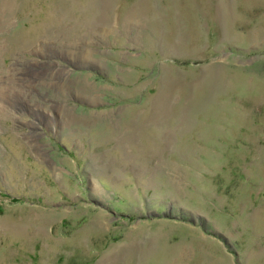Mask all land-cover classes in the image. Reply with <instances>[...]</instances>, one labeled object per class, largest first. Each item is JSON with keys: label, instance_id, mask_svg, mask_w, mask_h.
Wrapping results in <instances>:
<instances>
[{"label": "rangeland", "instance_id": "1", "mask_svg": "<svg viewBox=\"0 0 264 264\" xmlns=\"http://www.w3.org/2000/svg\"><path fill=\"white\" fill-rule=\"evenodd\" d=\"M0 264H264V0H0Z\"/></svg>", "mask_w": 264, "mask_h": 264}]
</instances>
